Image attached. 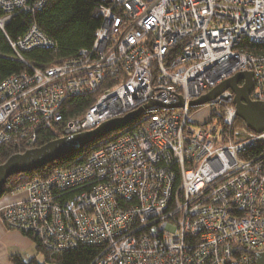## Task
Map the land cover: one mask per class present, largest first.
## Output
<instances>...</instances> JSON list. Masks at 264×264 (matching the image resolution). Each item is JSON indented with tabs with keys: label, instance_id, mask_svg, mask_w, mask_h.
I'll list each match as a JSON object with an SVG mask.
<instances>
[{
	"label": "built area",
	"instance_id": "obj_1",
	"mask_svg": "<svg viewBox=\"0 0 264 264\" xmlns=\"http://www.w3.org/2000/svg\"><path fill=\"white\" fill-rule=\"evenodd\" d=\"M44 2L0 0V32L26 66L0 77V144L31 149L48 132L77 134L152 106L139 128L85 162L21 186L24 199L0 214L4 226L48 252L96 246L89 264H256L264 131L237 127L229 89L203 106L191 101L251 71L249 98L264 102V55L246 50L264 45V0H102L90 48L40 70L22 53L54 43L34 25L11 40L5 25ZM86 95L92 105L65 119V101ZM207 106V120L193 123ZM217 108L221 132L209 123Z\"/></svg>",
	"mask_w": 264,
	"mask_h": 264
},
{
	"label": "trees",
	"instance_id": "obj_2",
	"mask_svg": "<svg viewBox=\"0 0 264 264\" xmlns=\"http://www.w3.org/2000/svg\"><path fill=\"white\" fill-rule=\"evenodd\" d=\"M102 0H45L43 5L37 10L31 12L17 11L7 20L5 25V34L11 40L23 36L30 26L34 25L39 32L52 43L53 48L33 49L29 52H23L24 60L34 67L42 70L52 65L61 64L64 60L73 58L79 50L90 48L93 43L96 28L99 26L100 19L94 14V7L102 4ZM1 13V12H0ZM247 51L253 54L264 55V45H248ZM26 69L23 62L17 60L7 45L3 34L0 32V77L1 79L9 77L11 74H18ZM94 95L85 97L76 96L68 98L62 106L63 117H75L84 109L92 105ZM219 108L212 109L209 123H216L219 131H223V123ZM236 125H244L243 121L236 119ZM138 122L131 129L121 132L117 136L110 138L108 141H102L78 149V151L68 154L57 161L47 164L32 173L14 174L10 177L3 189L0 191V200L4 196L14 193L19 187L26 183L36 180H43L57 170H66L70 167L78 166L85 162L86 158L95 150L103 145L110 143L121 135L131 132L141 126ZM57 132H48L38 138L35 147L45 145V143L59 138ZM26 149L18 145L0 144V165L14 154L23 153ZM10 193V194H9ZM33 239L35 243L36 255L24 261L17 255L9 257L12 264H89L98 254L99 248L89 245H78L71 251H62L60 253L48 252L42 249L36 239L29 234H23ZM48 252V253H46Z\"/></svg>",
	"mask_w": 264,
	"mask_h": 264
},
{
	"label": "water",
	"instance_id": "obj_3",
	"mask_svg": "<svg viewBox=\"0 0 264 264\" xmlns=\"http://www.w3.org/2000/svg\"><path fill=\"white\" fill-rule=\"evenodd\" d=\"M228 89L233 92L236 117L243 121L249 131L262 133L264 131V102L249 98L254 89L251 71H240L227 78V80L220 82L205 95L191 101V106L206 105V103L211 102ZM150 106L152 104H147L120 118L109 119V121L100 123L94 129L59 137L45 143L43 146L26 149L23 153L14 154L0 165V191L14 174L32 173L47 164L57 161L59 158L78 151V149L87 147L111 132L127 127L131 122L140 118L144 113V109ZM181 106L182 102L179 101L174 106H167V108L174 109ZM255 262L256 264H264V252L256 253Z\"/></svg>",
	"mask_w": 264,
	"mask_h": 264
},
{
	"label": "crops",
	"instance_id": "obj_4",
	"mask_svg": "<svg viewBox=\"0 0 264 264\" xmlns=\"http://www.w3.org/2000/svg\"><path fill=\"white\" fill-rule=\"evenodd\" d=\"M19 194V196L18 194L7 195L0 200V214L5 206L24 199L25 196ZM17 254L22 260L28 261L36 255L35 243L30 237L6 228L0 219V264H12L9 262V257Z\"/></svg>",
	"mask_w": 264,
	"mask_h": 264
},
{
	"label": "rangeland",
	"instance_id": "obj_5",
	"mask_svg": "<svg viewBox=\"0 0 264 264\" xmlns=\"http://www.w3.org/2000/svg\"><path fill=\"white\" fill-rule=\"evenodd\" d=\"M209 110H210V108L208 106L207 107H202V108L196 109V111L192 112V114L190 116L191 117V121L193 123H195V124L196 123H202V122L206 121L207 120V117L209 115ZM143 118H144V116L142 117V119ZM142 119L140 118V119H138L136 121H133V122H131V124L127 125V127L123 128V129H120L119 131L111 132L109 135L102 137V139H100V140H102V141H108V140H110V138H113L114 136H117L118 134H121V132L131 129V127H133L138 122L142 121ZM240 126L237 125V127H240ZM193 127H196V126H193ZM99 141H97V142H99ZM97 142H95V143H97ZM95 143H93V144H95ZM19 188L17 190H15L14 193H11L10 195L18 194L17 196H19L20 195L19 194L20 192H17L19 190Z\"/></svg>",
	"mask_w": 264,
	"mask_h": 264
},
{
	"label": "bare ground",
	"instance_id": "obj_6",
	"mask_svg": "<svg viewBox=\"0 0 264 264\" xmlns=\"http://www.w3.org/2000/svg\"><path fill=\"white\" fill-rule=\"evenodd\" d=\"M9 37V36H8ZM10 194V193H9ZM46 253H48V252H46ZM61 254V253H60Z\"/></svg>",
	"mask_w": 264,
	"mask_h": 264
}]
</instances>
